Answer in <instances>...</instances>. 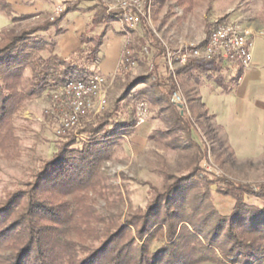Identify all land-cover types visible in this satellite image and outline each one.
<instances>
[{"label": "trees", "instance_id": "1", "mask_svg": "<svg viewBox=\"0 0 264 264\" xmlns=\"http://www.w3.org/2000/svg\"><path fill=\"white\" fill-rule=\"evenodd\" d=\"M171 1L183 15L207 2L151 0V6L162 7ZM77 5L69 4L53 22L47 20L18 32L0 31V153L6 159L15 160L21 154L14 115L47 89L93 75V63L106 37L110 33L125 35L111 26L118 19L115 13L102 4L93 6L90 26L80 35L79 48L69 57H61L57 39L66 32L61 22L66 14L78 10ZM0 14L12 22L31 17H13L8 0H0ZM141 20L144 24L145 19ZM210 32L207 25V37ZM156 45L165 52L159 40ZM201 68L202 62L190 60L176 74ZM137 79L118 103L129 96L133 85L142 83L143 78ZM155 91L169 104L176 85L171 84L166 94L162 88ZM188 106L197 121L207 115L196 95L188 97ZM169 108L172 126L157 133L166 139L175 129L184 131L188 143L180 148L189 155L188 180L179 178L166 185L148 199L145 207L132 211L123 221L93 209L88 192L104 190L102 164L112 158L118 137L136 125L134 119L114 122L118 113L115 106L103 121L78 131L87 140L76 135L59 139L50 157L41 158L27 178L0 197V264H197L220 261L219 254L232 263L264 264V187L254 189L229 182L220 186L218 181L203 179L198 174L203 153L191 138V122L177 107ZM211 185L216 194L233 200L228 215L216 208ZM200 187L203 192L198 191Z\"/></svg>", "mask_w": 264, "mask_h": 264}, {"label": "rangeland", "instance_id": "2", "mask_svg": "<svg viewBox=\"0 0 264 264\" xmlns=\"http://www.w3.org/2000/svg\"><path fill=\"white\" fill-rule=\"evenodd\" d=\"M38 1L51 3L50 0ZM121 1L52 0L54 2L52 6L65 4V7L79 2V8L83 10L102 4L108 11L115 13L118 19L111 26L117 32H125L123 36H115L121 42V61H124V55L129 51L135 65L128 67L120 64L115 75L105 76L107 82L100 92L104 95L105 104L99 107L100 96L98 94L94 96L93 108L80 118L75 128L65 133L57 134L59 109L49 95V90L59 86L49 88L40 97L27 102L24 108L13 117L15 136L19 140L21 150L20 156L15 160L6 159L0 153V197L5 192L14 190L23 179L27 178L41 158L50 157L59 139L67 135H76L81 140H87L86 136L80 135L78 131L87 124L96 125L103 121L109 113L114 111L115 106H118V113L114 122L134 119L137 123L138 108L141 103L146 107L144 122L140 125L136 124L128 134L118 137L112 158L101 166L104 190L98 194L88 192V196L93 199V209L106 216L119 217L123 221L132 211L145 207L148 199L163 191L166 185L174 183L179 178L188 180L190 171L187 168V156L189 155L180 148L188 143L184 131L175 129L174 133L166 139L160 138L157 133L169 130L172 126L169 105L175 106L171 102L175 92L171 91L168 98L169 104H167L164 96L156 93L155 90L162 88L166 94L173 83L176 85V91L180 92L185 99L183 107H175L182 115L185 113L189 118L192 125L191 138L195 148H199L203 153V162L200 164L201 169L198 174L209 182H220V186L223 182H229L254 189L264 187V141L253 140V138L235 141L237 147L231 148L208 112L199 121L193 118L188 106V97L194 95L198 97V89L194 88L193 84L186 87L183 85L181 75L176 74L180 66L172 60L171 67L175 69L172 73L165 54L166 50L173 53L187 43H203L207 37V25L209 30H212L218 23L237 22L243 28L257 29V34H264V0H207L203 6L187 15H183L182 10L173 1L154 8L153 4L151 6V0L146 1L147 7L143 0L142 7L145 15L142 18L145 19V23L143 24L141 20L136 26L122 19L119 12ZM54 7L47 6L49 11L29 15L31 17L27 20L9 22L10 24H7L9 27L4 29L18 32L47 20L53 22L50 18ZM81 13L85 18L83 19L85 25L90 26L93 13L90 11ZM59 17L60 15L54 21ZM5 18L10 19L0 14L1 30L4 23L9 21ZM69 18L66 15L61 26H66ZM76 21L80 20L76 19ZM99 30L100 27L95 29V33ZM112 35L110 33L108 36ZM156 40L160 41L165 52L158 49ZM204 64L207 65L208 62ZM95 67L94 62L92 72H95ZM214 75L219 74L216 72ZM224 75L223 73L222 76ZM137 78H143L142 83L133 85L129 96L118 103L127 88L132 86ZM148 78L151 79L150 82ZM153 83L160 86H154ZM157 97L160 100H156ZM200 112L203 113L204 109H200ZM151 135L153 137L149 139ZM245 145H247L248 153L245 151ZM257 151H259L258 155ZM245 154L249 156H241ZM211 186L216 208L221 214L228 215L233 207V200L216 194L215 186ZM198 191L203 192V187H200ZM156 245L155 242L152 247ZM218 257L220 261H200L197 264H241L229 262L220 254Z\"/></svg>", "mask_w": 264, "mask_h": 264}, {"label": "crops", "instance_id": "3", "mask_svg": "<svg viewBox=\"0 0 264 264\" xmlns=\"http://www.w3.org/2000/svg\"><path fill=\"white\" fill-rule=\"evenodd\" d=\"M8 2L12 6L15 17L38 14L49 11L47 6L51 5L52 8L61 5L52 6L54 3L52 0L50 5L40 3L38 0H8ZM77 3L78 14L76 11L66 14L70 17L67 25L62 26L66 32L57 39V52L63 58L69 57L79 48V37L88 28L81 12L90 11L91 13L93 6L83 10L79 8V2ZM63 6L65 7V4ZM5 19L9 21L4 23L3 29L9 27L8 25L12 22L11 19ZM253 32V60L248 71L241 73L226 63L211 61L207 65L202 62L201 69L181 75V81L185 87L193 84V87L198 89L200 102L214 119L231 148L237 147L235 141L251 140V138L264 141V34H257V29H253ZM115 36L118 35L108 36L101 47L97 57L99 64L95 67L96 73L112 76L118 71L121 62V42ZM216 72L219 75L215 76ZM223 73L224 76H222ZM244 147L248 153L247 145ZM258 154L259 151H257Z\"/></svg>", "mask_w": 264, "mask_h": 264}, {"label": "built area", "instance_id": "4", "mask_svg": "<svg viewBox=\"0 0 264 264\" xmlns=\"http://www.w3.org/2000/svg\"><path fill=\"white\" fill-rule=\"evenodd\" d=\"M144 1V4H146ZM143 0H122L119 6V12L122 19L132 25L140 24L141 18L145 15L143 12ZM64 11L63 5H56L53 8L51 21L61 15ZM254 46V32L251 29L243 28L237 22L218 23L210 32L209 36L201 44L187 43L173 53L166 50L167 61L171 67L172 60L182 67L190 60L200 62L216 61L226 63L237 71L244 73L252 66ZM131 53L127 51L124 55L125 64L128 67L135 65V61L130 58ZM99 64V59L94 61ZM175 69L171 67V72ZM106 78L104 75L94 72L86 80H69L64 85L54 90H49L51 100L58 106L59 128L57 134L65 133L75 128L79 120L87 111L93 108L92 98L97 94L100 96V106L105 104L104 95L101 94L105 88ZM175 106L183 107L185 99L182 94L176 91L171 98ZM137 117L138 125L145 120L146 107L139 105Z\"/></svg>", "mask_w": 264, "mask_h": 264}]
</instances>
